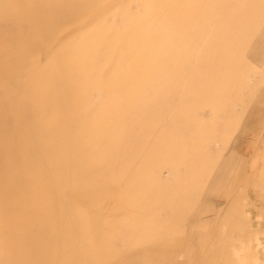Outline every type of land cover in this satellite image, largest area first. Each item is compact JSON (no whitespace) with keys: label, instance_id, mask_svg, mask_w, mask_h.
<instances>
[{"label":"rangeland","instance_id":"374dc122","mask_svg":"<svg viewBox=\"0 0 264 264\" xmlns=\"http://www.w3.org/2000/svg\"><path fill=\"white\" fill-rule=\"evenodd\" d=\"M262 19L264 0H0V264L219 243L264 135L263 107L226 175L264 85L250 53ZM259 208L249 194L253 228ZM195 219L210 238L189 236Z\"/></svg>","mask_w":264,"mask_h":264},{"label":"crops","instance_id":"0c3cea01","mask_svg":"<svg viewBox=\"0 0 264 264\" xmlns=\"http://www.w3.org/2000/svg\"><path fill=\"white\" fill-rule=\"evenodd\" d=\"M262 26L263 28L256 33L250 53L254 66L257 68L262 67L264 70V19H262ZM261 77L264 82V74ZM257 87L260 86L258 85ZM257 87L255 85V88ZM253 100L245 117V120L251 121V123L245 126L242 125L236 131V141L234 140L235 142L231 143L228 155L224 156L223 162L220 165L225 169L226 175L230 173L237 163V158L240 159L241 157L239 144L242 142V139L240 138L246 135L245 133L248 132V129L251 130L256 127V123L252 118L257 111H260L264 107V85ZM249 132L251 133V131ZM259 139L261 140L257 144ZM4 143V139L1 138L0 150L1 148L4 149ZM255 143L256 146L253 147L250 157L242 163L240 159L238 169L242 174L237 177V180L241 187L234 193V199L228 201L226 210L219 219L221 224L224 225L228 221V218L232 217L234 227L227 230L225 225L219 228L217 226L218 229L213 231V233L217 232L219 235H223L218 237L220 239L218 240L219 243L201 246L189 239L186 242L184 252L181 254L166 255L164 253L135 251L112 258L106 264H264V227L258 226L257 228H253L244 209V206L248 203L249 194L253 195L254 198L259 199L262 203V208L257 210V215L264 221V135L262 133L257 135ZM221 185L215 184L211 186L213 188L210 194H208V198H205L208 201L210 198L212 199L213 193H217ZM2 189L4 190V187L0 185V192ZM203 206L205 209L208 208V204ZM4 208L5 200L0 197V223L5 221ZM190 225L191 227L188 230L190 237L194 235L205 240L210 238L209 233L206 234L205 231H202L207 226V221L195 219L194 221L191 220ZM208 250H211L212 254L208 257L209 259H206L205 253Z\"/></svg>","mask_w":264,"mask_h":264},{"label":"bare ground","instance_id":"6f19581e","mask_svg":"<svg viewBox=\"0 0 264 264\" xmlns=\"http://www.w3.org/2000/svg\"><path fill=\"white\" fill-rule=\"evenodd\" d=\"M57 4V3H56ZM55 6V5H54ZM57 6V5H56ZM68 6V5H67ZM15 14V13H14ZM11 21V20H10ZM35 23H38V22H35ZM48 33V32H47Z\"/></svg>","mask_w":264,"mask_h":264}]
</instances>
